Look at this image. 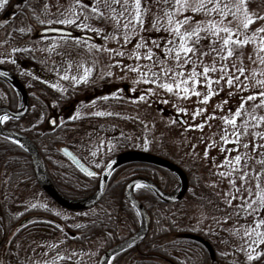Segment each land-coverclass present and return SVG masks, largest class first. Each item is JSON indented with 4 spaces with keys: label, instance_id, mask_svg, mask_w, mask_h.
Instances as JSON below:
<instances>
[{
    "label": "rangeland",
    "instance_id": "374dc122",
    "mask_svg": "<svg viewBox=\"0 0 264 264\" xmlns=\"http://www.w3.org/2000/svg\"><path fill=\"white\" fill-rule=\"evenodd\" d=\"M19 1L21 0H11V6L19 5ZM111 2L112 0H32L34 7L32 8L31 5L29 7L31 11L25 12L28 17V23L22 30L26 34V38L20 42L28 47L29 59H26L40 69L43 67L48 74L51 73L48 67L55 63L56 65L62 64L60 63L61 61L66 66H82L84 61L82 60V53L87 49L86 41H78L59 35L36 38L35 34L41 28L53 27L54 23L67 20L71 27L68 24L60 23L62 26L60 28L74 30L77 33L84 31L94 36L96 35L95 37L97 38L103 37L105 39V36L112 35L106 23L113 25L115 27L114 32L122 33L118 39L123 43L125 41L129 45L123 46L110 42L109 44H102L104 48L102 46L100 49L102 57H105V63L98 70L102 72L100 74L106 79L104 83L102 81L96 84L97 87L100 86V89H96V91L103 95H108L109 92L111 94L122 93L120 105L122 110L120 109L119 112L120 122L107 124L110 121L106 120L105 126H103L104 133L108 136H116L122 144L130 145L134 150L140 151L146 147L149 137L153 140V137L155 139L159 134H163L167 144L169 145L170 143V147L176 155L183 154V151L186 150L190 154L193 153L198 156L201 160V166L197 167L198 171H196L197 178L195 183L197 185L194 187L195 191L205 201L218 199L219 204L222 206L219 207L216 203L209 210H205L194 202L191 203L189 212L191 217L190 225L194 228L200 227L204 233L209 232L211 229L213 233L221 234L227 239L228 245L226 244L225 246L228 249L227 257L232 256L233 250L239 254H244L243 256L252 251V249H256L257 252H264V244L259 243L260 239L256 235L257 232H264V226L256 227L259 221L264 220V212H253L251 209L245 210V208L239 207L242 202H246L258 209L257 192H264V124L255 126L258 122L253 121V117H264V107H257L261 103V98L257 96L255 101H247L244 104L242 115L236 120L235 129L231 124H225L223 119L225 117L232 118L231 114L235 113L237 108L240 107L242 97L246 98L249 95L264 92V84L258 83L259 81H264V52L260 51L262 46L260 38L264 37V32L257 31L264 28V19L257 18L262 17L261 11L245 4L235 16L228 14V9H224L226 18H222L217 13L194 12L193 9L202 0H188L187 10L172 16L170 25L168 13L175 12L176 0H141V6L144 9L141 14L143 21L141 26L135 22V0H120L119 5L115 6L116 11L112 10ZM204 2L206 3L207 0H204ZM215 2L216 0H213V4ZM239 3L240 0H220L219 6L223 8L227 4L233 12H236V7ZM82 4L95 5L99 12L94 14L91 8H82ZM125 4L128 5L127 8L124 7ZM213 4H208L207 6L211 8ZM245 10L254 20L247 29L243 27ZM121 11L124 12L123 17L119 16ZM30 12L32 14L29 16ZM77 15L79 19L76 20L75 24L71 23L70 21L75 19ZM85 16L88 18L85 19ZM186 17L189 19L186 20ZM128 19L132 20V24L125 29L124 24ZM117 20H119V23H117ZM177 20L184 22L180 27L181 33L192 32L197 28H206L208 21H214L219 22L221 28L228 27L233 30V39L243 41L247 37L249 42L243 46L231 45L232 55L228 57L227 48L220 51L223 39L226 38V34L223 31L219 33L220 39L214 45H210V40L215 39V37L209 36L205 31H201L200 36L202 39L200 44L197 45L198 51L195 54L188 53L187 57H185L183 51L179 49V36L174 31L170 32L168 30L170 26L172 28L176 27L175 21ZM197 22L201 23L197 24ZM77 25H84V27H78ZM100 31L105 36L100 34ZM113 39L117 40V36H114ZM169 40H172L173 43L169 44ZM154 41L155 43H153ZM7 44L5 34L0 32V61L11 62V68L9 69L14 70L16 75L26 83H24L25 85H31V87L37 85L38 82L36 80L30 79L31 77L29 78L28 74L20 71L22 67L19 61H12V52L8 49ZM157 44L160 46L157 47ZM81 45L82 49L75 51V54H73V50ZM138 45L141 46L138 47ZM213 47L217 51H211L210 49ZM166 49H171V51H166ZM90 50L94 49L91 47ZM65 51H69V53L65 54ZM79 51L82 53H79ZM177 51L181 52L179 61L176 59ZM119 52H122L123 55H118L117 53ZM201 53H207V55H201ZM148 55H151V59L146 58ZM221 55L226 56L227 59L222 60L220 58ZM137 57L139 58L137 59ZM75 58L76 60H74ZM114 65L118 67L117 70L113 68ZM34 66L29 67L30 70ZM204 67L215 69L214 71L210 70L207 74L214 81L211 87L215 93L211 95L207 104L202 103L205 94L208 93V88L205 86L207 81L203 75ZM222 67L224 68L223 72H221ZM168 68L173 69V71L165 76L162 69L166 70ZM241 68L243 69L242 74L239 71ZM193 71L199 74L195 78L199 80V83L196 84V91L201 94L199 97L189 95L185 99L182 92L177 94L175 87L174 91L169 93L163 87L158 86L165 82L175 85L182 78L189 81L187 86L191 88L193 86V79L191 78ZM103 72L107 73L103 74ZM175 72H182L183 76H176L174 75ZM153 73L158 74V76H153ZM222 76L223 79L221 78ZM69 77L70 80L73 77H78L77 81H79L82 78V69L79 71V75L71 73ZM229 77L233 81L231 87L227 83ZM70 80L65 82L68 83L69 81L71 84H76V82ZM146 80H155L156 83L145 82ZM5 88L9 91L0 82V96L5 92ZM121 89L125 91H118ZM131 89H135V92L129 91ZM103 90L105 91L101 92ZM96 91L91 90L88 93L86 90L80 94L83 96L86 105V99ZM139 96H144V100L138 101V104L135 102L137 107L135 109L133 98ZM32 98L40 99L38 92L35 90L32 91ZM33 101L32 99L31 103ZM164 101H167V103ZM224 101L228 102L224 103ZM74 106H76V111L72 110L71 102L58 109H55V106H48V110L41 122H38L41 127L38 126L36 129H53V127L48 125V119L51 116H56L55 126L56 123L60 124L62 120H67L66 118L74 112H77L74 118L78 117L81 107L76 102ZM129 106H133V109H130L131 107L128 108ZM198 109L203 111L193 120V114ZM89 115L92 118L95 117L91 113ZM177 116H181L186 121L189 130L186 129L187 131H185L183 129L184 127L178 122ZM30 117H27V120L23 122V126L26 125L28 128L33 129L34 125L32 124L37 123V121L32 119V122L27 123L30 121ZM100 118L103 120V117ZM202 123L204 124L202 130L194 128V125ZM188 131L192 132V139H188ZM234 132L236 135H233ZM225 135H227V143L222 139ZM84 143L88 144V142ZM245 145H249V147L246 148ZM257 145L259 147H256ZM222 148L225 149L223 152L221 151ZM206 149L208 151L207 157L204 155ZM237 155L242 157L238 164L233 159ZM226 158L230 163L225 162ZM99 164L96 163L95 165L98 166ZM245 173H247L246 179L242 180L241 177ZM257 174H259V189L257 188ZM199 184H202L203 188H207L208 192H200ZM21 194L23 198H29L27 201L30 204H26L24 207L35 206V208L39 209L50 205L40 195L36 187L22 189ZM233 196L236 198L233 199ZM20 200L23 203H27L26 200ZM54 204L56 205V203ZM52 207L54 206L52 205ZM219 209L223 212H218L217 210ZM219 213L220 216H218ZM14 215V219L19 221L20 217L18 214ZM62 216L67 219L70 215L63 213ZM217 217L221 219H217ZM17 220L16 227L18 224ZM214 222H217V224ZM212 223L215 226H219L215 230L217 233L212 229ZM24 233L26 232L23 231L21 233L15 244V252L18 257H22L26 264H44L49 262L51 257L45 254L51 252L52 246L39 241V237L42 235L36 234L37 237L34 238L35 234L30 233L28 235ZM10 238L6 239V242ZM18 240L20 241L18 242ZM169 240H172L171 235L162 238V242ZM97 246L98 244L85 247V255L77 254L76 256L68 253L67 250H62L58 254L55 252V264H94L95 260H98L94 256ZM221 246H224L222 242L217 244L218 251H222L220 249ZM221 251L219 252L222 253ZM4 256L5 245L0 248V264H7ZM61 257L64 259H61Z\"/></svg>",
    "mask_w": 264,
    "mask_h": 264
},
{
    "label": "trees",
    "instance_id": "16d2710c",
    "mask_svg": "<svg viewBox=\"0 0 264 264\" xmlns=\"http://www.w3.org/2000/svg\"><path fill=\"white\" fill-rule=\"evenodd\" d=\"M246 4L251 8L260 10L262 17H264V0H246ZM31 5L32 0H26L20 11H31V8H29ZM5 7L6 4L0 7V12H3ZM31 14L30 12L29 16ZM67 24L69 25V23ZM106 25L109 27L112 35L107 37L100 31V34L107 37L106 39L103 37L98 38L101 44L105 45L114 42L115 44L123 46L129 45L125 41L123 43L118 39L122 33L120 32L118 34L114 32L115 27L113 25H110V23H106ZM53 26L60 27V23H54ZM19 29L20 27H9L5 34L8 45H10V51L12 52V61H16L17 58L29 59L28 51L20 50V47L24 46L20 42L26 37ZM114 36H117V40L113 39ZM82 40L86 41L85 38L78 39V41ZM76 50L77 48L73 50V54H75ZM64 53L68 54L69 51H65ZM3 63L7 68H11V62ZM65 81L57 83L56 85L44 81H37L38 84L33 85V87L26 85L27 89H33L38 92L40 99L32 98L35 103L34 101L31 103V108L24 121L27 120V117L31 116L29 118L30 121L27 123L33 120H36L37 123L41 122V119L48 110V106H55V109H58L71 102L72 110L76 111L74 101L81 107L78 117L74 118L77 114V112H74L66 118L67 120H62L53 129L44 128L35 130L34 127L31 129L27 126L21 129L36 145L42 158L45 172L52 185L65 197L77 199L91 195L96 188L97 181L95 177L84 176L70 164L60 153V146L63 145L69 148L81 161L97 172L115 154L134 148L130 145L122 144L116 136H108L104 133L103 126H105L106 120L110 121L107 124L120 122L119 112L120 109L122 110V107L113 104L115 102L114 99L103 100L100 99L101 97H98V102L95 106H87L83 96L80 95L86 91L85 88H87V85L79 83V85L74 87V84ZM96 84L97 82H93L92 80L89 89L91 90V87ZM96 89H100V87ZM8 90L6 98L9 100L14 93L12 90ZM77 93H79V96L76 95ZM4 101V96H0V103ZM128 108L133 109V106H129ZM96 112L112 113L113 115H105L103 116V120L98 116L92 118L89 115V113L94 114ZM114 117L115 119L112 120ZM188 128L183 129L187 131L189 130ZM189 133H187L188 139H192V132ZM84 142H88V144ZM170 146V143L169 145L167 144L164 135L159 134L157 138L154 139L153 137V140L149 137L146 147L142 151L164 157L182 168L190 183L187 195L181 201L166 204L148 192L143 203L150 217V228L146 238L138 246L115 255L110 264H264L263 256L259 260L250 261L248 256L251 251L243 256L244 254H239L233 250L231 253L232 256L227 257L228 249L225 248L228 243L227 239L221 234L213 233L211 229L209 232L204 233L200 227L194 228L190 225L191 217L189 212L191 203L194 202L201 209L205 210H209L216 203L219 207L222 205L219 204L218 199H214L213 201L203 200L201 195L198 196L197 191H195L196 189L194 187L197 185L195 183L197 178L196 171H198L197 167L201 166L199 157L193 153L190 154L186 150L183 151L185 156L183 154L176 155ZM96 163L100 164L96 166ZM148 169L154 171L160 184L166 182V174L170 178L171 189L177 184L174 175L165 169L148 164H125L111 174L103 197L96 205L82 211H69L57 207L38 187L34 180L30 158L26 151L11 141L0 137V248L4 246L6 239L11 237L9 246L5 248V262L7 264H26L23 258L18 257V254L15 252L17 238H19L23 231L26 232L24 234H35L34 238L37 237L36 234L42 235L39 237V241L41 243H47L48 246L49 244L52 246L51 252L45 255H49L53 260L49 259L50 261L44 264H55V252L58 254L62 250H67L68 253L76 256L77 254L85 255L86 248L96 244L98 246L95 249L96 253L94 256L99 258L106 249L126 238L128 232L132 233L137 229V215L121 198L120 188L131 177L133 172L146 171ZM30 187H36L40 195L51 206L48 205L39 209L30 206L24 207V205L30 203L27 201L29 198H23L21 190ZM199 188L200 192H208L207 188H203L202 184H199ZM20 199L22 201L26 200L27 203L21 202ZM150 205L151 207L148 208ZM217 211L220 213L223 212L221 209ZM62 212L70 215L69 218H64ZM220 213L218 216H220ZM14 214H18L20 217H18L19 221L29 216L32 217L33 215L35 218H32V221L27 222L17 231V219H14ZM40 219H43V221ZM217 219L221 218L217 217ZM45 220L60 222L64 228L74 233V237L68 236L62 229L49 224ZM214 223L217 224V222ZM218 227L212 223V229L214 231ZM215 232L217 233V231ZM186 233L201 236L204 240L208 241L215 253L214 261L211 260L207 249L201 243L184 238L183 235ZM168 235H171L172 240L162 242V238ZM258 238L261 239L260 237ZM45 239L46 241H44ZM220 242L224 245L220 247L222 251L219 250L222 253L217 250V244H220ZM71 259L73 260V258ZM96 261L94 264H96Z\"/></svg>",
    "mask_w": 264,
    "mask_h": 264
},
{
    "label": "water",
    "instance_id": "95a60500",
    "mask_svg": "<svg viewBox=\"0 0 264 264\" xmlns=\"http://www.w3.org/2000/svg\"><path fill=\"white\" fill-rule=\"evenodd\" d=\"M42 33H55V34H70L69 31L59 28H45ZM84 38H90L89 35H82ZM0 78L5 80L17 93L19 97V107L16 111H12L7 107H0V117L10 116L15 119L22 118L28 112L29 109V97L23 84L6 68L0 66ZM177 120L184 125L185 121L181 116H177ZM48 125L50 127L55 126V120L53 117L48 119ZM0 136L16 143L21 146L29 155L32 166L34 178L43 190V192L57 205L63 209L69 211H82L96 205L102 198L106 184L111 174L120 166L128 163H141L153 165L171 172L178 180L177 188L172 193H166L161 190L153 181L137 177L128 181L124 188V197L132 206L135 214L138 218V228L136 232L128 236L126 239L116 243L112 247L104 251L99 257L97 264H110L112 258L132 247L138 246L141 243L149 230L150 217L146 208L138 201L134 196V190L137 185L145 186L150 189L161 201L164 203H175L181 200L188 189V179L186 173L175 163L169 161L158 155L151 154L149 152L139 150H128L121 152L112 157L102 168L98 175L96 189L90 196L78 199H69L60 194L56 188L52 185L48 179L41 156L34 145V143L24 134L14 130L5 129L0 123ZM60 152L75 166V168L87 177L96 176V172L86 166L76 155L66 147H61ZM92 173V175H89ZM30 217L23 219L19 226L24 225ZM184 238L201 243L208 251L212 261L215 259V253L211 245L205 241L202 237L194 234H184Z\"/></svg>",
    "mask_w": 264,
    "mask_h": 264
},
{
    "label": "snow or ice",
    "instance_id": "6c2138e0",
    "mask_svg": "<svg viewBox=\"0 0 264 264\" xmlns=\"http://www.w3.org/2000/svg\"><path fill=\"white\" fill-rule=\"evenodd\" d=\"M7 2H8V0H0V7H3V5L7 4ZM119 3H120V0H112L110 6L112 7L113 11H116L115 6L119 5ZM208 4H213V0H207L206 3L204 2V0H202V2L195 9H193V11L194 12L195 11H204L205 13H217V14L221 15L222 18H226L225 15H224V9H228V14L235 16L236 13L239 12L240 9L245 6L246 0H240V3L236 7V12H233L232 9L227 4H225L223 6V8H221L219 6L220 5V0H216V2L213 4V6L211 8H209L207 6ZM81 7L82 8H91V11L94 14L99 12V9L95 5H83L82 4ZM124 7L127 8L128 5L125 4ZM187 8H188V0H176L175 12L168 13L170 25H171L172 16L180 13L181 11H186ZM143 11H144V9L141 6V0H135V22H136V24H139L141 26H142V23H143V21L141 19V14H142ZM119 16L123 17L124 16V12L121 11L119 13ZM87 18L88 17L85 16V19H87ZM257 18L258 19H264V17H257ZM77 19H79L78 15L75 17V19L71 20L70 22L75 24ZM185 19L187 20L189 18L186 17ZM58 22L59 23H65V24L69 23V21H67V20L58 21ZM253 22H254L253 18L245 10V21L243 23V27L245 29H247L249 27V25L251 23H253ZM117 23H119V20H117ZM183 23L184 22L177 20V21H175L176 27L172 28L170 26L168 30L170 32L174 31L179 36V38H180L179 49L183 51L185 57H187L188 53L195 54L198 51L197 45L200 44V40L202 39V37L200 36V32L201 31H205V32H207L209 34V36L215 37V39L210 40V45H214L220 39L219 33L221 31H223L226 34V38L223 39V45H222V48H221L220 51H223L224 48H227L228 49V53H227L228 57H230L232 55V50H231V47H230L231 45L235 44V45H238V46H243V45H246L249 42L247 37L243 41H241L239 39H233V35H234L233 30L229 29L228 27L221 28L219 26V22L208 21L206 28H203V29L197 28V29H194L192 32L181 33L180 32V27L182 26ZM200 23L201 22H197V24H200ZM131 24H132V20L128 19L127 22L124 24L125 29H127L129 27V25H131ZM77 26L78 27H84V25H77ZM257 31L258 32H264V28L258 29ZM193 37H194V39H193ZM106 38L107 37H105V39ZM204 38H206V37H204ZM75 39H78V38H75ZM189 41H190V43H189ZM153 43H155V41ZM168 43L172 44L173 41L169 40ZM260 44L262 45L261 48H260V51L264 52V37L260 38ZM140 46L141 45H138V47H140ZM156 46L159 47L160 45L157 44ZM210 50L211 51H217V49H215L214 47L211 48ZM166 51H171V49H166ZM117 54L121 55V56L123 55L122 52H119ZM218 54H219V52H218ZM180 55H181V52L177 51L176 52L177 61H179ZM201 55H207V53H201ZM138 58L139 57H137V59ZM146 58L147 59H151V55H148ZM220 58L222 60L227 59V57L223 56V55H221ZM186 62H187V60H186ZM133 70H135V69H133ZM210 70L214 71L215 69L214 68L210 69L208 67H204L203 68V75H204L205 80L207 81L205 86L208 88V93L205 94L204 99L202 101V103H205V104L208 103L209 99L211 98V95L215 94L214 90L211 87V85L214 83V81H212L207 75ZM172 71H173V69H171V68H168L166 70L162 69V72L164 73L165 76H167L168 73L172 72ZM223 71H224V68L222 67L221 68V72H223ZM239 71L241 72V74L243 73V69L242 68L239 69ZM0 75H3V73H0ZM174 75L182 77L183 73L182 72H175ZM198 75L199 74L196 73L195 71L192 72L191 78L193 79V86L191 88H189L187 86L189 81L185 80V79H182V78L178 82H176L175 85H173L172 83L165 82L162 85H158V86L163 87L169 93H172L174 91V87H175V89L177 90V94L182 92L185 99H187L189 97V95H196V96L199 97L201 94L196 91V84L199 83V80L195 79ZM153 76H158V74L153 73ZM221 78L223 79V76ZM62 79H68V77L64 76V77H62ZM72 79H73L74 82L87 83L88 82L87 72L85 73V75L82 78H80L79 81H77L76 77H73ZM145 82L156 83L155 80H146ZM217 83H218V81H217ZM227 83H228L229 87L232 86L233 81H232L231 77L228 78ZM258 83L264 84V81H259ZM118 91H125V90L121 89V90H118ZM129 91L135 92V89H131ZM229 95H231V93H229ZM257 96H259L261 98V103L259 105H257V107H264V92H260V93H258L256 95H249L246 98L242 97L241 98L240 107L237 108L235 113L231 114L232 118L231 119H229L227 117L223 118L225 124H231L233 126V128L235 129L236 128V120H237V118H239L242 115V110L244 108V104L247 103V101H255L257 99ZM110 98L119 99L120 97H118L116 95V93H113L111 95V97L104 96V97H101L100 99L108 100ZM143 100H144V96L134 97L133 98V103L138 102V101H143ZM164 102L167 103V101H164ZM227 102L228 101H224V103H227ZM93 103H95V101H93ZM202 111L203 110H199L198 109L197 112H195L193 114V120H195L196 116L200 115L202 113ZM93 115L98 116V117H103L105 115H113V114L112 113H104V112H96ZM6 119H8L7 116L0 117V123H2ZM253 121L258 122L257 124H255V126H259V124H264V117H253ZM203 127H204L203 123L202 124H198V125H194L195 129H201L202 130ZM233 135H236V133L234 132ZM236 138L238 140V136ZM222 139L225 140V143L228 142L227 135H225V137H222ZM193 147H195V146H193ZM245 147L247 148V147H249V145H245ZM256 147H259V145H257ZM224 150L225 149H223V148L221 149L222 152ZM236 150H238V149H236ZM207 154H208V151L206 149L205 153H204L205 157H207ZM213 159H215V158H213ZM233 159L238 164L240 162V160L242 159V157L237 155ZM225 162L226 163H230V161H228L227 158H226ZM219 166H223V165H219ZM89 175H92V173H89ZM221 175H223V173H221ZM246 176H247V173H245L244 176L241 177V179L242 180L246 179ZM256 178H257V181H258L257 188L259 189L260 188V185H259V174H257ZM233 183H234V181H233ZM136 187H140V185H137ZM257 196H258V202H259V208L258 209L254 208L252 204H247L246 202H242V204L239 205V207L245 208V210L251 209V211H253V212H255V211L264 212V192H259L258 191L257 192ZM232 198L235 199L236 197L233 196ZM262 226H264V220L259 221L257 223V225H256L257 228H260ZM77 227H79V225H77ZM256 235H257V237L261 238L259 240V243L264 244V232H257ZM261 256H264V252H257L256 249H252L251 253L248 256V259L250 261L251 260H259L261 258ZM61 259H64V258L61 257Z\"/></svg>",
    "mask_w": 264,
    "mask_h": 264
},
{
    "label": "flooded vegetation",
    "instance_id": "af4514ba",
    "mask_svg": "<svg viewBox=\"0 0 264 264\" xmlns=\"http://www.w3.org/2000/svg\"><path fill=\"white\" fill-rule=\"evenodd\" d=\"M18 3H19V5H17V6L16 5L15 6H11V0H8L5 9L3 10V12H0V32H2L3 34H6V32L8 31V28L9 27H20L19 30H20V32H22V30L24 29V27H26V25L28 23V21H27L28 19H26L27 16H26L25 12H21L20 11V9H22V7H23V4L25 3V0H21ZM60 27H62V26L60 25ZM45 28H50V27H44V28L39 29L38 32L35 34V37L36 38H40V37H44V36L55 35V34H52V33H47V34L42 33V30L45 29ZM70 32L71 33L68 34V35H59V36H67V37H70V38H73V39H75V38L81 39V38H83L82 37L83 34H89V33H86V32H79V33H77L74 30H70ZM89 36H91V37L90 38H85V40L87 42V49L83 53L81 51H79V53H82V60H84L82 66H66L61 61L60 63H62V64H58V65H56V63L54 65L51 64L48 67L51 70V73L48 74L43 69V67H41V69H40L39 67L34 66V64L31 61L27 60V59H20L19 60V58H17L16 61H19V64L22 67V70H20V71L22 73H24V74H28V77L29 78L31 77L30 79H32V80L44 81V82H51L54 85H56L57 83H61V82L65 81V80H70V77L69 76H70L71 73H73L75 75H79V71L82 69V77L85 75L86 72H87V76H88V82L87 83H83V84H86L87 85L86 86L87 88H85V90H87L88 93L91 90H95L96 91L97 85L91 87V90L89 89V85L92 82V80H93V82L99 83V82H102L103 81V83H104V81L106 79L105 77H102V75H101L102 72L100 70H98V68L100 66H103L104 63H105V59H104L105 57L103 58L102 55H101V53H100V49H101L102 46L104 48V45H102L100 43L99 39L97 37H95L93 34H89ZM78 39H76V40H78ZM7 47L10 50V45L7 44ZM91 47L94 50H90ZM80 49H82V45L79 46V48H77V50H80ZM20 50L21 51L28 50V47H26L24 45L23 47H20ZM3 62H6V61H1L0 62V66L8 69L23 84V86L25 87V89L27 91V94H28V97H29V102H30V104H29V110H30V108H31V100H32V91L29 90V89H27L26 85L24 84V81H22L20 79V77L18 75H16V72H14V70H11V69L7 68L6 65ZM31 66H34L35 68L33 67V69L30 70L29 67H31ZM113 68H115L117 70L118 67H115V65H114ZM100 72H101V74H100ZM105 73H107V72H103V74H105ZM64 76H67L68 79H62V77H64ZM28 77H27V79H29ZM25 78H26V76H25ZM70 81H73V79L70 80ZM0 82L3 83L7 87V89L12 90L13 93H14V95L11 94L12 96L8 100V98H6L7 97L6 95H7L8 92H7L6 88H5L4 89L5 92L2 94L4 96V98H5V101L0 104V107H7V108H9L12 111H16L18 109V105H19L18 95L15 93V91L12 89V87L5 80H3V79L0 78ZM73 84H74V87H75V86L79 85V82H76V84L75 83H73ZM76 95L79 96V93H77ZM111 95L112 94L110 92L108 93V95H103L102 93H98L96 91L93 95H90L86 99L87 105L90 106V107L91 106H95L97 104V102H98V97H103V96H109V97H111ZM116 95L118 97H120V98L119 99L110 98V99L111 100H113V99L115 100V102H113V104H116V105L120 106L121 105L122 93L121 92H117ZM15 99H16V101H15ZM93 101H95V103H93ZM74 104H75V102H74ZM136 104H138V102ZM136 104L134 103L135 107H136ZM136 109H137V107H136ZM29 110H28V112H29ZM28 112H27V114H28ZM26 115L23 116L22 118H19V119H13L12 117L7 116L8 119L4 120L1 124H2V126L5 129L14 130V131H17V132L26 134L22 130L23 127L24 128L26 127V125L23 126V122H24V119H25ZM53 118H54V120L56 122L57 121L56 116H53ZM56 125H57V123H56ZM180 125L182 127H184V128H187L186 121H185V124L184 125H182L181 123H180ZM38 126H40V124H38V125L35 124L34 125V129L37 130L36 128H38ZM100 171L97 172V173L99 174ZM137 177H143V178H147V179L153 181L161 190H163L164 192H166L168 194L169 193H172L176 189V185L177 184L174 186V188L171 189L170 178H169V176L167 174H166V182H162L160 184L159 183V180H158V178H156L155 173H154L153 170L148 169L146 171L145 170H142V171L133 172V174H131V177L120 188L121 189L120 190V192H121V198L126 203V205H128L131 208H132V206L130 205V203L124 197V188H125V185L128 183V181H130L131 179L137 178ZM95 179L97 181V177H95ZM188 182H189V179H188ZM96 185H97V182H96ZM188 189H189V186H188ZM188 189H187V192H188ZM148 192H149V194L156 196L150 189H148L145 186L137 187L134 190V193L133 194L138 199V201L141 204H143L145 202L144 199H145V197H146V195H147ZM187 192H186L185 196L187 195ZM185 196L181 200H183L185 198ZM181 200H179V201H181ZM166 204H172V203H166ZM57 207H59V206L57 205ZM149 207H151V205L148 206V208ZM146 210H147V208H146ZM40 220L43 221V219H40ZM45 221H47V220H45ZM47 222L49 224L54 225L57 228L62 229L63 232L66 233L68 236L74 237V236H71L70 235V233H73V232L72 231H68L66 228H64L60 224V222L51 221V220H48ZM149 228H150V226H149ZM20 229L21 228H19V229L17 228V231L20 230ZM136 230L134 232H136ZM134 232H132V233H129L128 232L127 237L130 236L131 234H133ZM113 241H115V239H113ZM4 245H5V248L7 246H9V241L8 242H5Z\"/></svg>",
    "mask_w": 264,
    "mask_h": 264
}]
</instances>
